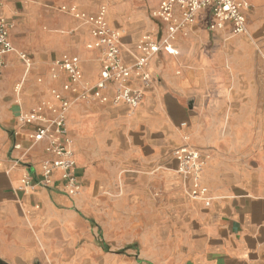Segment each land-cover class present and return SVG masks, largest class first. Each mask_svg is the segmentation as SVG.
Returning a JSON list of instances; mask_svg holds the SVG:
<instances>
[{"label":"crops","instance_id":"0c3cea01","mask_svg":"<svg viewBox=\"0 0 264 264\" xmlns=\"http://www.w3.org/2000/svg\"><path fill=\"white\" fill-rule=\"evenodd\" d=\"M109 4L108 20L123 30V56L138 57V42L163 27L153 18L160 0H5L17 53L0 74V261L4 264H264V60L240 38L211 31L208 10L180 31L175 53L159 52L149 71L154 84L138 107L109 100L70 108L83 184L76 196L54 185L18 190L48 157L38 142L26 163L12 159L30 147L18 116L67 80L50 75L63 54L81 57L84 80L100 78V52L87 47L89 26L63 6L95 13ZM249 12L264 0H245ZM251 3V4H250ZM228 41V42H227ZM231 43L240 44L232 49ZM264 56V53H263ZM132 85L138 87L139 81ZM17 86H20L18 88ZM20 142L21 150L14 144ZM190 144L206 159L202 182L211 201L187 194L175 148Z\"/></svg>","mask_w":264,"mask_h":264},{"label":"built area","instance_id":"2783aa9c","mask_svg":"<svg viewBox=\"0 0 264 264\" xmlns=\"http://www.w3.org/2000/svg\"><path fill=\"white\" fill-rule=\"evenodd\" d=\"M5 0H0V74L7 65L6 56L17 53L23 60L26 72L32 68L29 55L18 50L11 40L13 25L4 12ZM152 16L161 20L163 27L154 33L144 34L138 42L139 54L133 64H128L123 56V30L114 27L108 20L109 4L101 1L97 12H80L75 7L63 6L64 12L72 13L89 26L91 40L87 47L100 52L101 68L99 80L91 84L84 80L82 59L77 55L63 54L53 61L50 75L54 80L65 75L67 80L59 88H52L55 102L43 101L29 111H22L18 120L33 129L27 133L30 147L20 156L12 159L15 166L26 163V155L36 143L45 141L48 157L39 163L38 174H25L20 179L18 190L24 192L49 189L54 185L55 172L60 173V190L68 196L78 195L83 184L78 178V166L74 148V138L69 133L68 116L70 108L77 102L99 101L104 103L109 96L104 92L110 85L115 88L114 102H125L133 108L142 102L145 92L154 84L149 71L151 60L159 52L175 53L176 35L197 21L198 15L208 10L209 29L227 31L228 35L239 36L249 32V21L245 0H160ZM133 80L140 85H132ZM20 88V86H17ZM15 150L23 149L20 142ZM177 160V171L185 179L187 194L191 198L209 203L211 198L202 182V172L206 159L200 149L186 143L173 151Z\"/></svg>","mask_w":264,"mask_h":264},{"label":"rangeland","instance_id":"374dc122","mask_svg":"<svg viewBox=\"0 0 264 264\" xmlns=\"http://www.w3.org/2000/svg\"><path fill=\"white\" fill-rule=\"evenodd\" d=\"M251 4V3H250ZM249 12L247 13V18L249 21V32L247 34H242L237 36L245 43L246 47L253 48L256 53L261 54V58L264 60V5L254 7L251 4ZM234 36H229L226 40L231 41ZM227 41V42H228ZM230 47L232 49L239 48L240 44L231 43Z\"/></svg>","mask_w":264,"mask_h":264},{"label":"water","instance_id":"95a60500","mask_svg":"<svg viewBox=\"0 0 264 264\" xmlns=\"http://www.w3.org/2000/svg\"><path fill=\"white\" fill-rule=\"evenodd\" d=\"M0 264H4V263H2V262L0 261Z\"/></svg>","mask_w":264,"mask_h":264}]
</instances>
